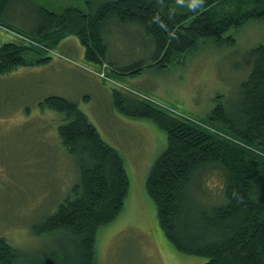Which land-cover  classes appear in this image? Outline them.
I'll use <instances>...</instances> for the list:
<instances>
[{
    "label": "trees",
    "instance_id": "1",
    "mask_svg": "<svg viewBox=\"0 0 264 264\" xmlns=\"http://www.w3.org/2000/svg\"><path fill=\"white\" fill-rule=\"evenodd\" d=\"M85 2L88 11L66 6L56 12L31 0H0V28L15 38L0 45V74L48 61L42 54L73 34L83 46L85 63H105L106 76L101 77L120 85L110 76L136 73L143 63L120 67L107 59L104 29L109 21L137 28L146 36L145 46L153 48L152 59L170 63L197 48L200 40L218 41L246 20H264V0ZM252 51L236 104L230 108L217 102L207 117H190L111 89L118 112L150 119L165 131L166 146L149 168L145 189L166 239L179 253L204 257L197 264H264V35ZM41 105L62 114L57 139L75 156L78 177L55 209L33 225V233L57 238V249L48 255L51 264L59 259V249L67 264H96L98 228L118 215L128 192L122 155L76 101L48 95ZM199 122L216 126L223 135ZM209 168L217 170L221 185L214 203H203L193 188L205 183ZM23 258L0 236V264H21Z\"/></svg>",
    "mask_w": 264,
    "mask_h": 264
},
{
    "label": "rangeland",
    "instance_id": "2",
    "mask_svg": "<svg viewBox=\"0 0 264 264\" xmlns=\"http://www.w3.org/2000/svg\"><path fill=\"white\" fill-rule=\"evenodd\" d=\"M31 1L56 12L66 6L89 10L85 0ZM263 35L264 20H246L218 41L200 40L186 55L156 63L142 32L109 21L104 29L107 59L120 67L143 63L136 73L109 75L120 85L101 77L106 76L105 63L99 67L85 63L83 46L73 34L42 54L50 57L48 61L0 74V236L22 251L21 264H51L48 255L57 249V238L34 234L33 225L55 209L78 177L75 156L57 139L62 114L41 105L48 95L76 101L103 139L120 152L128 175L122 209L98 228L96 264L202 262L204 257L179 253L166 239L145 189L149 168L166 146L165 131L150 119L118 112L111 89L190 117H207L217 102L230 108L236 104L240 84L251 68L253 47ZM11 38L15 39L13 34L0 28V45ZM199 124L223 135L216 126ZM204 181L193 188L196 199L214 203L221 185L217 170H206ZM56 253L59 259L54 264L69 262L61 256L62 249Z\"/></svg>",
    "mask_w": 264,
    "mask_h": 264
}]
</instances>
